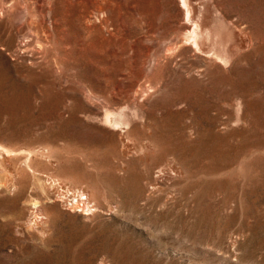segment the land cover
<instances>
[{
	"label": "rangeland",
	"instance_id": "rangeland-1",
	"mask_svg": "<svg viewBox=\"0 0 264 264\" xmlns=\"http://www.w3.org/2000/svg\"><path fill=\"white\" fill-rule=\"evenodd\" d=\"M185 1L0 0V264H264V0Z\"/></svg>",
	"mask_w": 264,
	"mask_h": 264
},
{
	"label": "bare ground",
	"instance_id": "bare-ground-1",
	"mask_svg": "<svg viewBox=\"0 0 264 264\" xmlns=\"http://www.w3.org/2000/svg\"><path fill=\"white\" fill-rule=\"evenodd\" d=\"M11 1H12V0H11ZM183 1L185 2V5H186V4H187V6L189 5L188 8H187V10H188V12H190V11H191V7H190V4H191V3L189 4V3H186L185 0H183ZM5 2H6V1H5ZM188 2H189V1H188ZM13 3H14V2H13ZM13 3H12V4H13ZM15 3H16V1H15ZM48 4H49V3H48ZM14 5H15V4H14ZM14 5H13V6H14ZM24 6H25V5H24ZM6 7H8V6H6ZM192 7H193V6H192ZM13 8H14V7H13ZM37 8H38V7H37ZM31 10H32V9H31ZM0 11H1V10H0ZM34 12H35V11H34ZM188 12H187V13H188ZM30 14H31V13H30ZM38 15H39V14H38ZM190 15H191V14H190ZM33 16H34V14H33ZM2 17H3V16H2ZM194 17H195V16H194ZM33 20H34V19H33ZM39 20H40V19H39ZM41 22H42V21H41ZM198 24H200V23H198ZM42 25H43V24H42ZM182 25H183V24H182ZM31 27H32V26H31ZM36 28H37V27H36ZM199 28H200V27H199ZM28 29H29V28H28ZM190 30H191V29H190ZM197 30H198V29H197ZM205 30H206V29H205ZM20 31H21V30H20ZM32 31H33V30H32ZM208 31H209V29H208ZM30 32H31V31H30ZM33 32H34V31H33ZM194 32H195V29L192 30V32H191V34H190V37H192V36L194 35ZM202 32H203V31H202ZM211 32H212V31H211ZM24 33H25V31H24ZM199 33H201V31H200ZM214 33H215V32H214ZM230 33H231V32H230ZM21 34H22V33H21ZM29 34H30V33H29ZM206 34H207V36H208V32H207ZM212 34H213V33L210 34V40L212 39V38H211V37H212ZM233 34H235V33H233ZM233 34H231V36H232ZM35 35H36V34H35ZM35 35H34V36H35ZM196 35H197V34H196ZM217 36L219 37V35H217ZM51 37H52V36H51ZM203 37H204V36H203ZM205 37H206V36H205ZM233 37H234V36H233ZM6 38H7V37H6ZM24 38H25V37H24ZM200 38H201V37H200ZM215 38H216V37H215ZM230 38H231V37H230ZM203 40H205V39H203ZM206 40H207V39H206ZM206 40H205V41H206ZM212 40H215V39H212ZM228 40H229V39H228ZM31 41H32V40H31ZM196 41H197V40H196ZM200 41H201V39H200ZM22 42H23V41H22ZM29 42H30V41H29ZM194 42H195V41H194ZM198 42H199V38H198ZM223 42H224V40L222 41V45H223ZM228 42H230V41H228ZM199 43H200V42H199ZM234 44H235V43H234ZM234 44H233V45H234ZM222 45H221V46H222ZM213 46H214V45H213ZM219 46H220V45H219ZM219 46H218V47H219ZM231 46H232V45H231ZM221 48H222V47H221ZM233 48H234V47H233ZM222 49H223V48H222ZM222 49H221V50H222ZM222 51H224V50H222ZM225 52H227L226 49H225ZM229 53H232V52H229ZM223 54H224V53H223ZM225 54H226V53H225ZM227 55H228V54H227ZM225 57H226V56H225ZM123 123H124V122H123ZM0 149L2 150L3 148L0 147ZM3 151H4L5 153H9V150H8V149H3ZM1 152H2V151H1ZM4 152H3V153H4ZM4 170H5V169H4ZM3 182H4V181H3ZM13 184H14V183H13ZM10 188H11V187H10ZM14 189H15V188H14ZM12 190H13V189H12ZM83 192H84V191H83ZM80 193H81V192H80ZM0 194H1V193H0ZM81 195H83V193H81ZM35 203H36V202H35ZM74 204H75V203H74ZM79 206H80V204H79ZM90 206H91V205H90ZM38 210H39V209H38ZM37 219H38V218H37ZM33 224H34V223H33Z\"/></svg>",
	"mask_w": 264,
	"mask_h": 264
}]
</instances>
